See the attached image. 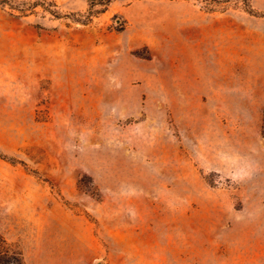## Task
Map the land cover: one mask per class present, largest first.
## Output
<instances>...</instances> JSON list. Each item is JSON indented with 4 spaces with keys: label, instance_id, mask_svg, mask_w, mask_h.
I'll return each mask as SVG.
<instances>
[{
    "label": "rangeland",
    "instance_id": "rangeland-1",
    "mask_svg": "<svg viewBox=\"0 0 264 264\" xmlns=\"http://www.w3.org/2000/svg\"><path fill=\"white\" fill-rule=\"evenodd\" d=\"M0 264H264V0H0Z\"/></svg>",
    "mask_w": 264,
    "mask_h": 264
},
{
    "label": "trees",
    "instance_id": "trees-1",
    "mask_svg": "<svg viewBox=\"0 0 264 264\" xmlns=\"http://www.w3.org/2000/svg\"><path fill=\"white\" fill-rule=\"evenodd\" d=\"M106 1H107V0H106ZM51 13H54V12H51ZM53 15H55V14H53ZM91 16H92V14H91V13H89V16H88V17H86V19H85L84 21H87V20H89Z\"/></svg>",
    "mask_w": 264,
    "mask_h": 264
},
{
    "label": "water",
    "instance_id": "water-1",
    "mask_svg": "<svg viewBox=\"0 0 264 264\" xmlns=\"http://www.w3.org/2000/svg\"><path fill=\"white\" fill-rule=\"evenodd\" d=\"M117 22H119V19H116Z\"/></svg>",
    "mask_w": 264,
    "mask_h": 264
}]
</instances>
